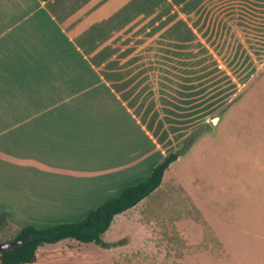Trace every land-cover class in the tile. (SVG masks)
I'll return each instance as SVG.
<instances>
[{
  "label": "crops",
  "instance_id": "obj_1",
  "mask_svg": "<svg viewBox=\"0 0 264 264\" xmlns=\"http://www.w3.org/2000/svg\"><path fill=\"white\" fill-rule=\"evenodd\" d=\"M240 94L264 207V0H0V150L88 199L147 179Z\"/></svg>",
  "mask_w": 264,
  "mask_h": 264
},
{
  "label": "rangeland",
  "instance_id": "obj_2",
  "mask_svg": "<svg viewBox=\"0 0 264 264\" xmlns=\"http://www.w3.org/2000/svg\"><path fill=\"white\" fill-rule=\"evenodd\" d=\"M234 104L215 117V124L208 121L194 131L192 146L170 165L160 186L116 215L100 243L65 239L44 244L32 264H264L263 202L260 192H245L242 180L246 159L251 155L255 166L257 153L251 137H242L241 94ZM247 104L255 108L254 101ZM244 137L245 148L252 145L247 154ZM7 155L25 163L6 164ZM41 158L0 150V212L8 209L15 216L0 213V243L13 241L27 225L79 222L104 202L83 196L68 180L40 178L34 163ZM251 170L257 179L258 170Z\"/></svg>",
  "mask_w": 264,
  "mask_h": 264
},
{
  "label": "trees",
  "instance_id": "obj_3",
  "mask_svg": "<svg viewBox=\"0 0 264 264\" xmlns=\"http://www.w3.org/2000/svg\"><path fill=\"white\" fill-rule=\"evenodd\" d=\"M194 136L193 132L175 152L157 164L147 179L125 186L117 196L92 209L81 221L44 227L33 225L22 227L13 240L23 243L12 250L0 253V264H32L36 261L39 247L65 239L80 243H100L101 236L108 230L116 215L134 207L160 186L165 171L192 146ZM2 220L4 217L0 215V221Z\"/></svg>",
  "mask_w": 264,
  "mask_h": 264
},
{
  "label": "water",
  "instance_id": "obj_4",
  "mask_svg": "<svg viewBox=\"0 0 264 264\" xmlns=\"http://www.w3.org/2000/svg\"><path fill=\"white\" fill-rule=\"evenodd\" d=\"M215 122H216V118L211 120L212 125L215 124ZM22 243H23L22 241H15V240L5 243H0V253L12 250L15 246L21 245Z\"/></svg>",
  "mask_w": 264,
  "mask_h": 264
}]
</instances>
